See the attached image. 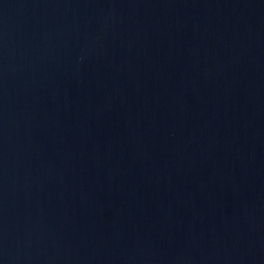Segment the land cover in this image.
<instances>
[{
    "label": "water",
    "instance_id": "water-1",
    "mask_svg": "<svg viewBox=\"0 0 264 264\" xmlns=\"http://www.w3.org/2000/svg\"><path fill=\"white\" fill-rule=\"evenodd\" d=\"M0 264H264V0H0Z\"/></svg>",
    "mask_w": 264,
    "mask_h": 264
}]
</instances>
